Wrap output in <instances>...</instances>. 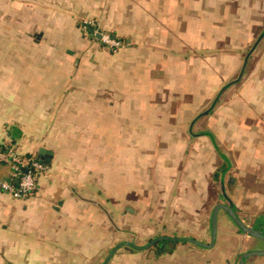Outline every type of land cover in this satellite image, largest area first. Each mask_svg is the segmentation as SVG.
Returning a JSON list of instances; mask_svg holds the SVG:
<instances>
[{
    "label": "crops",
    "instance_id": "0c3cea01",
    "mask_svg": "<svg viewBox=\"0 0 264 264\" xmlns=\"http://www.w3.org/2000/svg\"><path fill=\"white\" fill-rule=\"evenodd\" d=\"M27 1L21 0V6ZM3 3L0 142L36 157L44 148L50 165L34 195L16 199L0 192V264H104L119 244H135L134 239L123 238L124 211L117 215L123 208L118 200L122 191L118 185L109 190L102 174L107 150L122 148L125 142L138 150V158L154 146L155 150L186 146L187 132L192 134L206 117L207 129L196 136L202 143L209 141L221 159L214 178L220 176L221 184L222 178L228 179L231 189L242 190L231 173L227 178L231 165L220 151L226 146L241 151V177L264 187V0H34L36 11L23 7L17 14L11 11L10 0ZM74 16L98 20L103 32L128 45L116 53L102 46L101 53L88 52V61L75 73L72 54L82 50L77 43L88 46ZM16 17L18 26L13 23ZM77 36L79 41L70 39ZM8 40L25 50L20 61L9 59L15 52ZM252 58L249 76L224 105L218 104L242 78L240 74L220 89L227 81L225 74L233 68L231 76L242 63L241 71L246 70ZM178 77L205 81L208 94L197 91V85L177 89ZM212 99V105L203 109ZM201 157V153L192 160L186 157L182 171L193 183L206 181L214 167L213 159ZM168 161L182 166L185 160L158 156L136 164L165 166ZM161 171L172 178L171 168L170 173L166 168ZM9 175L10 169L0 165V179ZM145 187L135 180L136 192ZM244 192L252 198L244 202L246 207L263 205L264 193L250 187ZM233 204L236 211L234 200ZM252 228L264 231V211L257 213ZM163 236L193 237L162 234L147 244ZM127 248L117 250L108 264H142L149 257L160 261L165 254L175 264L190 261V255L180 256L175 250L123 252ZM214 256L203 255L190 264H210Z\"/></svg>",
    "mask_w": 264,
    "mask_h": 264
},
{
    "label": "rangeland",
    "instance_id": "374dc122",
    "mask_svg": "<svg viewBox=\"0 0 264 264\" xmlns=\"http://www.w3.org/2000/svg\"><path fill=\"white\" fill-rule=\"evenodd\" d=\"M10 1L11 11L13 14L20 13L21 8L23 7H27L28 11L35 9L34 0H31L33 2L28 0L27 2H29V4L27 3L23 7L21 6V0ZM3 4V0H0V13L2 12ZM74 17L76 28L82 35V40H84L87 44L86 46H88L83 47L82 43L78 42L77 48L82 50L73 52L72 54L73 59L70 60L72 61L71 63L74 64L73 66L76 68L74 69V72L77 73L81 70V67H84L85 62L88 61L85 57L86 54L88 52L95 53L96 51L101 53L102 51L98 49L104 46L101 42H99L100 40L94 37V35L89 31L90 28L86 27V24H89L91 26H95L99 31L103 32L98 20L85 19L84 17ZM16 18L17 20H14L13 23H16L18 26L21 22L18 19L19 17ZM70 39L79 41L81 38L80 36H77L76 38L70 37ZM3 41L4 40L0 38V45L3 44ZM8 44L12 45V50L15 52V55L10 57L8 56L9 54H6V57H10L9 59L13 63L20 61V58L24 56L23 54H25V50L21 49L19 46H16L11 41L9 42V40ZM22 44H25V41ZM125 48L126 47H122L118 50L112 51L110 48L106 47V51L116 53ZM252 60L253 61H250L249 63L246 61V70L241 71V68L244 65L243 63L241 67H236V64H234V67H236L234 73H232L230 76V72L233 70V68H230L228 73L225 74V79H227V81L220 85V89L224 85L238 79L240 74H242V78L240 83L229 87V89L226 90L224 94H222L221 98L217 102L218 104L221 106L224 105L232 92L236 91L237 88L241 86V83L245 81V77L249 76L254 65V59L252 58ZM221 75H223V73H221ZM177 82L178 84L176 82H174V84L179 90L185 88L187 89L189 85H197V91L201 89L204 91V93H207V84L205 81H200V79H186V77H178ZM195 88L196 86H194V89ZM212 102L213 99L206 101L203 105V109H208V107L212 105ZM218 104L215 105L212 113L215 111ZM208 119L209 118L207 117L203 118V120L200 121L198 127H196V129L191 132L192 134H188L187 132L186 135L188 137L189 143L186 146L178 145L172 149H160L163 147L160 146V148L158 147L156 150L153 149L156 147L154 146L149 149L151 152L148 153L147 156H140L138 158L136 156L138 150L128 148L127 143L125 142L122 148H118L117 150L115 148H109L107 150L108 159L104 160L102 174L103 176H107L106 181L109 190L113 191V185H118V189L122 191V197L120 196L118 200L124 209L121 208L117 215L121 217V212L124 211L123 238H132L134 239L135 244L138 243L136 245L145 246L149 240L156 236H162V234H172L176 236L189 233L193 235L192 238L198 241H203L206 244L210 243L209 227L212 210L214 206L218 204H226L227 202H225L226 200L222 195L223 189L221 187L222 184L220 183V176L214 178L213 175V173H219L218 168L222 166L221 159L212 148L209 141H206L207 143H202V138L196 136V134H199L200 131L207 129L206 124ZM191 138L195 139L192 140ZM190 141L193 142L190 143ZM220 151L225 157L228 158L229 164L231 165V170L227 175V178L231 173V176L237 179V182L240 183L239 185L242 187V190H236L237 188L233 190L231 189L232 185L229 184L228 179H225V192L228 195L229 200L232 202L233 200L235 201L237 205L235 209L239 217L243 220L244 224L252 227V223L257 213L264 211V203L263 205H259L254 208L246 207L244 202H250L252 198L246 196L244 189H248L250 187L251 189L264 193V187L263 185L256 187V183L259 182H246L245 178L241 177L242 164L240 163V150H233L224 146L220 149ZM116 152L117 156L115 155ZM200 153L202 154L201 158L207 156L210 162L213 159L212 161L214 162V167L210 170L209 175L206 176V181L203 179L197 183H193L189 181V179H191V175H184L186 172L184 173L182 170L185 167L186 157L189 160H192L194 157L199 156ZM158 156L160 158L166 157L168 159L177 157L179 160L183 158L185 161L184 164L182 163V166L173 164L170 161H168L165 166L160 162H157L154 166L147 167L138 166L136 164H140L146 159L149 161L157 160ZM222 159L226 161L224 157H222ZM164 168L168 170V172L166 171L167 173H170V168L172 169V178H169V175H161L162 171L160 172V170H164ZM170 179H172L171 182ZM135 180H138V182H143V184L146 186L144 189H142L143 191H135ZM193 185L196 186V188ZM109 208H113L111 203H109ZM127 208H131L133 212H129ZM131 224H134L133 229L131 228ZM218 227V234L221 235L219 240L216 241L215 246L211 249H206L203 247L200 248L194 243L187 244L183 241L175 242L174 245H172L173 242L165 241L169 242L166 244V248H171V246H173L174 250L177 253H180V256L182 254L190 255L187 257L190 260L188 262L189 264L194 263L195 261H200L203 258V255L206 257L208 255H215V258H212L213 261L210 264H226L224 261L225 256V258H227L231 264H239L241 256L247 251L253 249L262 250L264 248V244L262 242L250 238L246 234L240 233L236 224L224 211L219 213ZM123 252H128V249L123 250ZM144 252H147L148 254H156L160 251L158 250L157 245H154ZM148 259L149 260H143L139 263L175 264L172 262L173 259L170 254H165V259L162 258L163 260L160 261L156 258L154 259L153 257H149ZM247 263L264 264V257H251L249 261L247 260ZM203 264H206V261H203Z\"/></svg>",
    "mask_w": 264,
    "mask_h": 264
},
{
    "label": "built area",
    "instance_id": "2783aa9c",
    "mask_svg": "<svg viewBox=\"0 0 264 264\" xmlns=\"http://www.w3.org/2000/svg\"><path fill=\"white\" fill-rule=\"evenodd\" d=\"M86 27L90 28L89 31L94 37L101 35V41L112 51L128 45L111 38L109 34L99 31L95 26L86 24ZM0 165L10 169L9 177L0 179V192L10 194L16 199L34 195L38 190L37 183L40 176L49 171V166L38 160L36 156L24 155L17 145H6L1 142Z\"/></svg>",
    "mask_w": 264,
    "mask_h": 264
},
{
    "label": "water",
    "instance_id": "95a60500",
    "mask_svg": "<svg viewBox=\"0 0 264 264\" xmlns=\"http://www.w3.org/2000/svg\"><path fill=\"white\" fill-rule=\"evenodd\" d=\"M97 39L101 40V35L97 36ZM37 159L45 163L49 162L50 161L49 152L45 150L44 148L40 149L38 152ZM25 172H27V169L25 170ZM222 186H223V195H224V198L227 200L228 204H218L213 209L212 219H211V242L209 244H203L193 238H174V237H168V236L156 238L155 240L151 241L149 244L145 246H138L134 243L124 242L114 248V250L109 254L107 260L104 262V264H108L110 259L116 253V251L125 246L133 248L138 251H145L161 241H171V242H182L183 241V242L194 243L206 249H211L215 246L216 241H217L218 216H219L220 211H224L233 220V222L236 224V226L238 227L239 231L242 234H246L248 237L259 240L264 243V231L245 225L243 220L239 217L237 212L234 210V204L231 200H229L225 192L223 178H222ZM127 210L129 212H133L131 208H127ZM255 256L264 257V249L263 250H252V251L244 253L239 260V264H247V260L250 257H255Z\"/></svg>",
    "mask_w": 264,
    "mask_h": 264
},
{
    "label": "trees",
    "instance_id": "16d2710c",
    "mask_svg": "<svg viewBox=\"0 0 264 264\" xmlns=\"http://www.w3.org/2000/svg\"><path fill=\"white\" fill-rule=\"evenodd\" d=\"M110 35V34H109ZM111 36V38H113V39H116L117 41H119V42H122V43H124V44H127V42H125V40L123 39V38H117V37H115L114 35H110ZM101 43L103 44V46L104 47H107L102 41H101ZM48 166L50 165L49 163H46ZM169 242H171V241H169ZM169 242H162L163 244H167V243H169ZM175 244V242H173V244L172 245H174ZM127 249H129V250H131V251H137V250H135V249H132V248H127ZM162 252H173L174 251V247L173 246H171V248H168V250H161ZM160 251V252H161Z\"/></svg>",
    "mask_w": 264,
    "mask_h": 264
},
{
    "label": "flooded vegetation",
    "instance_id": "af4514ba",
    "mask_svg": "<svg viewBox=\"0 0 264 264\" xmlns=\"http://www.w3.org/2000/svg\"><path fill=\"white\" fill-rule=\"evenodd\" d=\"M227 204H228V202H227ZM162 242H165V241H161V242H158L157 244H155V245H157V248H158V250L159 251H161V250H168V248H166V245L165 244H163Z\"/></svg>",
    "mask_w": 264,
    "mask_h": 264
}]
</instances>
